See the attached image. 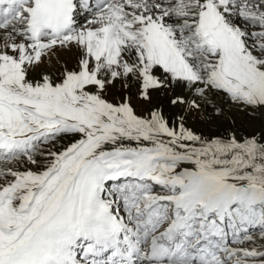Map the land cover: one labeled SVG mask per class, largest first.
I'll return each mask as SVG.
<instances>
[{"label": "snow or ice", "instance_id": "snow-or-ice-1", "mask_svg": "<svg viewBox=\"0 0 264 264\" xmlns=\"http://www.w3.org/2000/svg\"><path fill=\"white\" fill-rule=\"evenodd\" d=\"M0 264H264V0H0Z\"/></svg>", "mask_w": 264, "mask_h": 264}]
</instances>
